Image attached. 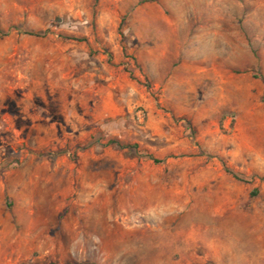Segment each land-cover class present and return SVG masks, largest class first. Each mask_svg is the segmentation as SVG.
<instances>
[{"label": "rangeland", "instance_id": "374dc122", "mask_svg": "<svg viewBox=\"0 0 264 264\" xmlns=\"http://www.w3.org/2000/svg\"><path fill=\"white\" fill-rule=\"evenodd\" d=\"M2 167L0 264H264V0H0Z\"/></svg>", "mask_w": 264, "mask_h": 264}, {"label": "trees", "instance_id": "16d2710c", "mask_svg": "<svg viewBox=\"0 0 264 264\" xmlns=\"http://www.w3.org/2000/svg\"><path fill=\"white\" fill-rule=\"evenodd\" d=\"M26 35L28 36H32V37H38L39 35H37L36 33H33V32H25ZM108 144L109 145H114L120 149H128V150H131V151H134L136 153H138V150H137V146L136 145H133V146H128V145H121L118 141H108ZM143 158H145L146 160H150L152 161L153 163L155 164H161L163 163L164 161L163 160H158V159H155L154 157H152L151 155H147V154H142L141 155ZM6 169V167H2L0 169V174ZM225 172L227 174H230L233 178H235L236 180H239V181H242L237 175H235L231 170L229 169H225ZM258 193L257 190H253L251 192V195L252 196H256Z\"/></svg>", "mask_w": 264, "mask_h": 264}]
</instances>
